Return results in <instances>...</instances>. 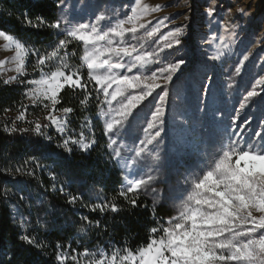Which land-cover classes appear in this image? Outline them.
I'll list each match as a JSON object with an SVG mask.
<instances>
[{"label": "snow or ice", "instance_id": "obj_1", "mask_svg": "<svg viewBox=\"0 0 264 264\" xmlns=\"http://www.w3.org/2000/svg\"><path fill=\"white\" fill-rule=\"evenodd\" d=\"M60 5L66 6L65 0H60ZM159 10V5L153 7L145 3V0H135V6L130 9L131 14L116 19L106 30L101 27L102 22L113 19L107 10L99 11L94 22H77L74 25L66 15L52 23L38 16L35 24L25 17V22L37 29L47 27L60 30L61 25H65L64 31L58 33L63 35L64 39H60L51 51L45 50L40 54L39 49L0 30V39L6 42V50L14 51V55L9 59L18 74L4 80V83L18 81L26 86L30 85L25 93L26 97L34 105H42L48 113L46 120L55 125L62 136L69 131L68 116L74 111L72 107H56L62 101L60 93L65 86L85 93L80 101L83 106L87 105L93 93L97 98L102 96V103L109 109L103 113L106 117L104 131L118 135L129 123L134 109L157 88L163 91L161 81L164 85L170 83L175 73L186 63L185 59L179 58L174 63L152 71L148 66L158 63L154 59L157 53L141 50L132 43L141 29L145 30L147 37L159 31V27L147 29V25L151 24L150 20L142 22L152 12ZM215 11L212 6L207 8L209 16ZM239 11L242 13L243 9ZM184 35L183 27L175 28L163 37L167 43L159 50L181 45ZM74 41L83 45V55L80 56L82 63L79 67L69 62V57L75 53L68 52V45ZM221 43L224 48L228 47L223 41ZM30 53L37 54L36 63L32 67L33 71H39L40 77L25 81L20 77L26 75L25 61ZM222 55L221 51L212 59L218 60ZM250 55L251 52L243 59L248 60ZM53 61L56 62L55 69L45 72L44 67ZM7 62L0 61V66ZM82 68L87 69L86 77L81 73ZM134 69L136 72L147 69L151 74L129 75ZM236 71L238 73L239 68ZM257 88L261 90L258 91ZM261 92H264V76L257 81V87L248 92L246 103L255 97L264 99ZM167 96L168 92L163 91V95L159 97L161 106L152 113V122L148 123L146 132L153 129L157 123L163 124V103ZM246 103L241 105V108H244ZM57 112L61 115H56ZM20 118L24 119L23 112ZM47 126L35 121L31 130L37 135H44L43 129ZM9 131L18 129L14 127ZM160 135L161 130H156L150 139L142 140L140 143L145 147L136 152V157H141L147 145L152 144ZM253 136L258 140L249 138L243 144L229 137V143L222 146L215 160L206 169L186 180L188 188L177 214L166 222L167 226L152 227L149 230L152 235L144 246L135 249L115 248L110 253L98 250V254L85 250L83 255L89 257L86 264H264V125L261 131L255 132ZM96 143L95 139L86 140L81 132L76 138L71 135L63 138L58 146L67 153H72V146L87 152ZM115 144L116 140L110 137L108 147L112 148ZM112 153L115 158H122L118 148H112ZM149 155H153L152 152H149ZM30 159L35 161L36 157ZM153 159H159L158 152L153 155ZM132 163H137V160L133 159ZM17 172H20V169H17ZM153 179L152 175H148L147 179L141 177L128 181L118 195L135 207L141 191ZM78 198L71 196L69 203H75ZM91 207L92 211L100 212L120 210L112 201ZM82 219L86 224L82 225L81 231L85 230V227L100 228L99 221H91L87 217ZM20 240L39 249L44 247L30 234H22ZM60 247L58 244L57 248ZM56 258L61 264L69 259L62 252L58 253ZM71 259L76 261L77 256L73 255Z\"/></svg>", "mask_w": 264, "mask_h": 264}, {"label": "trees", "instance_id": "obj_2", "mask_svg": "<svg viewBox=\"0 0 264 264\" xmlns=\"http://www.w3.org/2000/svg\"><path fill=\"white\" fill-rule=\"evenodd\" d=\"M60 8V0H0V30L43 54L64 39L58 34L64 31L63 24L60 30L37 29L28 25L25 17L33 24L38 16L52 23L61 18ZM68 52L75 53L69 57V62L79 67L83 45L74 41L68 45ZM36 59V53L29 54L27 72L21 79L40 77L39 71H33L32 67ZM55 66V61L48 63L44 71L54 70ZM81 73L86 77L87 69L82 68ZM28 87L30 85L18 81L0 83V264H61L56 258L61 252L69 257L64 264H86L89 257L83 255L85 250L98 254V250L110 253L115 248L144 246L152 235L149 231L152 227L167 226L172 209L147 192L141 191L135 207L119 197L124 174L108 147L110 141L100 116L104 107L102 96L97 98L93 93L83 106L80 101L85 93L66 86L60 93L62 101L56 107H72L74 111L68 116L69 131L62 136L46 120L45 114L27 103ZM195 96L188 97L184 110L190 118L189 125L194 121L192 133L187 134L185 144L179 146L176 142L158 139L147 149L148 155L149 152L159 153V159H154L156 162L174 157L202 170L215 160L222 146L229 143V137L242 144L249 138L258 140L253 134L261 131L264 112L258 117L246 114L233 121L227 111L214 108L209 102L201 105L199 97L200 103H194ZM22 112L24 119L20 118ZM35 121L48 125L43 129L44 135L31 130ZM14 127L18 131H9ZM22 129L29 130L20 131ZM81 132L86 140L97 141L87 152L72 146V153H67L58 146L63 138L68 135L76 138ZM71 196L79 198L69 203ZM108 201L115 202L120 210L92 211V205ZM83 217L99 221L100 228L85 227L81 231L86 224ZM22 234H30L44 247L39 249L24 243L20 240ZM73 255L77 256L76 261L71 259Z\"/></svg>", "mask_w": 264, "mask_h": 264}, {"label": "rangeland", "instance_id": "obj_3", "mask_svg": "<svg viewBox=\"0 0 264 264\" xmlns=\"http://www.w3.org/2000/svg\"><path fill=\"white\" fill-rule=\"evenodd\" d=\"M65 3L66 6L61 5L60 17L66 15L73 25L77 22H94L99 11L107 10L113 19L102 22L101 27L105 30L107 26L115 23L116 19L130 15V9L135 6V0H65ZM145 3L153 7L160 6L159 11L152 12L142 21L150 20L151 24L147 25V29L159 27V31L147 37L145 30L141 29L132 43L141 50L157 53L154 59L158 63L148 67L156 71L179 58L185 59L186 63L175 73L170 83L164 85L161 81L163 91L168 92L163 103V124L157 123L153 129L145 131L148 123L152 122V113L161 106L159 97L163 95V91L157 88L134 109L129 123L118 135L106 134L109 141L110 137L116 140L112 148H118L121 152L122 158L115 159L123 170V187L128 181L141 177L147 179L148 175H152L154 179L142 192L151 194L157 202H165L172 209L174 216L186 194V180L201 170L197 169L195 164H183L179 158L174 157L169 161L156 162L148 155L147 149L158 139L176 142L177 146L185 144V137L192 133L194 121L189 125L187 121L190 118L184 110L187 108L188 97L194 95V103L199 102V97L201 105L209 102L212 107L227 111L233 116V121H237V116L238 119L246 114L258 117L260 112H264V99L261 97L252 98L247 103L245 101L248 92L257 87V81L264 76V0H145ZM209 6L216 9L211 16L207 14ZM239 9H243V12ZM177 27L184 28L182 44L160 51L159 49L167 43L163 37ZM64 28L65 25L62 26L63 30ZM221 41L228 47L224 48ZM5 43L0 39V61H8L0 66V83L18 75L9 59L14 55V51L6 50ZM221 51L223 55L220 59H212ZM249 52L251 55L245 61L243 57ZM128 74L150 75L151 72L147 69L136 72L134 69L133 73ZM261 96H264V92H261ZM27 103L47 116L48 113L42 105H34L28 98ZM245 103L246 106L241 108ZM113 105L116 106L115 102ZM108 111V106L104 104L100 112L104 123L106 117L103 113ZM56 115L61 113L57 112ZM156 130H161V135L152 144L147 145L145 152L137 158L136 152L145 147L140 142L150 139ZM133 159H136L137 163L133 164Z\"/></svg>", "mask_w": 264, "mask_h": 264}]
</instances>
